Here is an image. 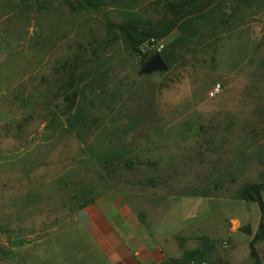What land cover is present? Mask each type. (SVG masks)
<instances>
[{
	"label": "rangeland",
	"instance_id": "374dc122",
	"mask_svg": "<svg viewBox=\"0 0 264 264\" xmlns=\"http://www.w3.org/2000/svg\"><path fill=\"white\" fill-rule=\"evenodd\" d=\"M72 2L0 0V264H109L76 217L88 193L192 240L182 203L264 183V0H205L152 44L118 26L167 0ZM81 46L100 75L66 120L62 65ZM157 54L166 68L148 73ZM140 175L160 185L126 182Z\"/></svg>",
	"mask_w": 264,
	"mask_h": 264
},
{
	"label": "crops",
	"instance_id": "0c3cea01",
	"mask_svg": "<svg viewBox=\"0 0 264 264\" xmlns=\"http://www.w3.org/2000/svg\"><path fill=\"white\" fill-rule=\"evenodd\" d=\"M261 199L264 204V191ZM188 200L179 210V218L185 221L179 228L196 234L192 240L171 235L167 227L145 224L122 203H97L81 209L76 217L109 264H166L187 252H195L201 263H256L250 248L260 229V211L253 205L256 203L216 198ZM232 205L240 212L222 210ZM253 248L259 263L264 264V236L254 242Z\"/></svg>",
	"mask_w": 264,
	"mask_h": 264
},
{
	"label": "trees",
	"instance_id": "16d2710c",
	"mask_svg": "<svg viewBox=\"0 0 264 264\" xmlns=\"http://www.w3.org/2000/svg\"><path fill=\"white\" fill-rule=\"evenodd\" d=\"M203 1L205 0H167V3L164 5V13L159 18L150 19L145 22L139 20L127 21L119 25L118 29L126 37L135 34L140 42L147 41L152 44V42L165 39L178 27V24L182 20L205 8L208 2L202 5ZM72 4H77L83 9H97L106 3L104 0H75ZM81 49H83V46H81ZM86 54V51L83 49L81 55L73 56L62 65L65 81L61 87V91L64 96V101L69 102L68 106L62 111L66 120L73 117L82 118V112L85 111L83 105L87 99L85 86L88 83H93L100 75V53L93 51L89 55ZM89 92L91 93L92 91L89 89ZM126 182H131L132 185L139 186L140 188H155L160 185L159 178L146 175L133 177V179L126 178ZM262 191H264V183L246 184L232 198L244 202H254L259 208L260 229L250 244L251 256L256 258L255 264L260 263L257 260L253 244L264 236V204L261 199ZM190 196L195 195L191 194ZM95 198V195H89L88 193L77 206V210L92 204ZM194 262L201 263L202 261L196 259L195 252H187L181 259H170L166 264H193Z\"/></svg>",
	"mask_w": 264,
	"mask_h": 264
},
{
	"label": "water",
	"instance_id": "95a60500",
	"mask_svg": "<svg viewBox=\"0 0 264 264\" xmlns=\"http://www.w3.org/2000/svg\"><path fill=\"white\" fill-rule=\"evenodd\" d=\"M166 68V65L161 58L160 55H155L151 61V63L148 65L147 72L151 73L153 71H158V70H164Z\"/></svg>",
	"mask_w": 264,
	"mask_h": 264
},
{
	"label": "built area",
	"instance_id": "2783aa9c",
	"mask_svg": "<svg viewBox=\"0 0 264 264\" xmlns=\"http://www.w3.org/2000/svg\"><path fill=\"white\" fill-rule=\"evenodd\" d=\"M220 91V85L219 84H215L212 86V88L210 89V91L208 92V95L210 97H213L215 96L218 92ZM193 264H211V263H208V262H203V263H193Z\"/></svg>",
	"mask_w": 264,
	"mask_h": 264
}]
</instances>
